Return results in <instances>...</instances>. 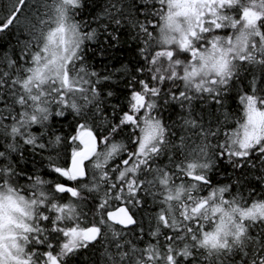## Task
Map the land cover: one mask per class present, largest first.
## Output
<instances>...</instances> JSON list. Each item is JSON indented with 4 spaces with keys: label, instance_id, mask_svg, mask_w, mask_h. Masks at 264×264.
I'll use <instances>...</instances> for the list:
<instances>
[{
    "label": "snow or ice",
    "instance_id": "6c2138e0",
    "mask_svg": "<svg viewBox=\"0 0 264 264\" xmlns=\"http://www.w3.org/2000/svg\"><path fill=\"white\" fill-rule=\"evenodd\" d=\"M88 8L0 0V264H264V0Z\"/></svg>",
    "mask_w": 264,
    "mask_h": 264
},
{
    "label": "trees",
    "instance_id": "16d2710c",
    "mask_svg": "<svg viewBox=\"0 0 264 264\" xmlns=\"http://www.w3.org/2000/svg\"><path fill=\"white\" fill-rule=\"evenodd\" d=\"M105 3V0H94V4L96 7H93V0H89V8L86 9V18L91 19L90 14H95L97 11H99V8L102 7ZM95 26V25H93ZM122 39L126 41L120 48L117 49H110L108 54L103 58H95L92 62L100 71L112 70L114 68H117L120 66L122 62H127L128 60L132 59L136 43L134 41H131L128 39V30H123ZM101 40H103V37H101ZM95 47V46H93ZM89 59L92 60L91 54L89 55ZM165 115H169L168 113H165ZM36 167H40V160L39 157H36ZM29 169L32 168V164H28ZM42 172L46 175V170L42 169ZM47 178V177H46ZM218 178V177H217Z\"/></svg>",
    "mask_w": 264,
    "mask_h": 264
}]
</instances>
